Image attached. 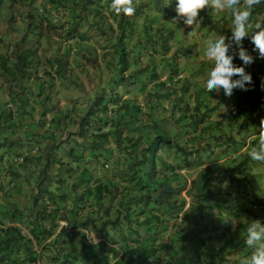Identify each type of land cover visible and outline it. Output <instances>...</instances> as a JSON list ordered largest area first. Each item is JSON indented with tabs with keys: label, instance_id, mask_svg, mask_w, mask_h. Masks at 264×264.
Here are the masks:
<instances>
[{
	"label": "trees",
	"instance_id": "1",
	"mask_svg": "<svg viewBox=\"0 0 264 264\" xmlns=\"http://www.w3.org/2000/svg\"><path fill=\"white\" fill-rule=\"evenodd\" d=\"M8 1L10 4H14L22 2L23 0ZM48 1L52 2L55 7L60 6L62 8L68 9V11L64 12L65 15L62 18V21H60V18H58L57 23H52L48 17L44 16L45 10L43 9V13L37 14L38 20L35 26V30L37 32L36 34L42 35L44 32L47 34H53L54 31L61 30V34L58 35V33L56 36L59 39H64V46L67 45L66 51L63 55L70 53L76 56L78 52H76V49L74 48L71 41L75 40V42L79 44L82 42L88 43L91 39L88 33H81L78 26L86 20L87 23L96 25L98 27V35L106 37L107 31L104 29V26L108 24L110 36L105 41H107V43L110 42L112 40L111 35L113 34L117 35V40L109 45L110 50H112L111 52L113 54V58L112 62L107 65V68L110 70L112 75L107 79L105 85L110 86L111 94H114L118 87L125 88V80L128 79L130 80L129 83L131 85L138 83L140 84L141 89L145 87V82L142 79L144 78L143 74H146L149 67L146 66L147 69H145L146 67L143 69H136L128 76L124 75V72L132 63H139V60L142 56L141 52H136L133 56V61H128V56H130L131 51L125 49L124 40L126 38L127 32H133L134 25L136 24L135 18L140 14V11L149 5L154 4V6H160L161 0H136L141 2L135 6V12L130 16L122 13L117 14L115 11H113L110 7L111 0ZM134 1L135 0H133V4ZM201 10V15L199 17L202 22L201 25L207 27L210 32H212V30L217 32L218 35L223 34L226 37L231 36V22L228 25H225L221 21L225 15H223L222 18H215L211 14L201 13ZM263 10L264 5H260L253 10V13L258 15ZM92 15L97 18L95 24L90 21V17H92ZM30 16L31 18L35 17V14H31ZM145 17L146 16H144V18ZM46 19L47 24L44 29L42 25L43 21H46ZM250 19L251 22L255 24L254 17H251ZM30 26L31 24L29 23L27 28ZM262 26H264V22H262ZM38 28L41 29V31H38ZM148 29L149 28L146 27L145 32H147ZM76 39L78 40L76 41ZM141 44L142 43L139 42L138 45ZM244 45L245 48H251L253 46L249 40L244 41L243 46ZM165 46L166 44H161V48H164ZM141 49H148V47H146V44H142ZM149 50L156 51L154 47H151ZM32 54L33 51L31 50L21 51L15 56V62L11 67L4 65V70L6 72L4 75L5 80L11 81L24 77L26 73L25 70L30 63L28 62V58ZM63 55H55L52 58L51 63H49L55 68V72L59 75L65 74L63 67L65 68L67 61ZM253 57L255 58L256 56ZM255 63L256 61L254 59L252 64ZM258 68H260V75L259 77L255 78L251 74L252 79H254L252 81L255 83V85H252L251 87L248 86L249 90L247 92L248 96L246 98L247 102L253 103V109L254 104L258 102L259 99V97H257V94L260 92L259 88L264 87V62H259ZM150 72L152 76L156 75L154 70L150 69ZM256 79L259 80L256 82ZM104 93L105 90L102 92L95 90L91 94H85V109L82 108L83 103L78 104V107L73 106L75 112L74 114H71V112L70 116L68 113L64 114L62 117L56 118L58 120L52 122V124H64L63 128L67 127L69 123H71V125L78 124L79 131L77 134H79V136H84L85 133H88V126L91 122L90 116L94 113L103 115L105 114L106 116V114L109 112L112 114L120 112L121 116L129 115L133 108L136 110L139 109V106L133 105L128 100L121 101L119 99V103L117 105L118 107H115L116 109L112 110L113 108H109V101H105L104 99ZM198 104L199 105L195 107L197 111L194 113H192V111L189 112L186 107L183 108V111L186 110L189 113L188 115L191 119L190 124L194 130H197L198 127L204 122L203 117H201L199 113V106H201V104L204 105V103L198 102ZM253 109H251V113L254 111ZM78 116H81L80 119ZM256 117L257 113L251 115L250 119L247 121H255ZM68 118L69 120L66 122ZM119 119L120 117H117L116 120L112 117L110 122L111 124H114L118 127ZM62 120L63 123H61ZM75 121H78V123ZM106 121L107 118L105 117L103 122L106 123ZM247 121H243V124L240 122H228V126L231 130L237 127L239 129H243L246 126L245 124ZM144 122V128H139V130H146V135L144 137H141L142 134L139 136L124 137L126 144L122 148V157L118 159L119 166L117 165L115 170L108 174L110 176H106L104 179L96 178L94 184H92L91 187L88 186V188L83 189L79 191L78 194H76V197H91L92 204H94L91 206V208H94V212L99 213L101 210V216L87 218L86 223L97 226V231L99 232H107V227L109 230H115L114 228L120 229V236L124 237L125 240H129L132 244L131 246H134V248L128 247L127 244L123 246L124 249L122 251L123 253L121 257H126V259H124L126 264H143L145 262L147 264H158V261L156 260H159V252L163 250H171V255L173 258L181 259L182 262H187L186 264H190L191 262H198L199 264H220L221 262H224V254L220 250H213V248L207 246V244L216 238L214 231L219 230L220 228H225L228 217L227 215L224 216L222 218V222H220V218L223 216V209H225L226 212H229L230 210V206L227 205V203H229V201L231 202L232 200L237 201L238 199L236 197L238 196H248L245 188L248 184L253 182V174L248 173L250 170V166L248 164V153L252 150L250 149L251 144L254 146L257 139H254L250 142V148L244 154L240 155L237 159L235 156L232 157L235 159H233L230 163L213 162L207 164V166L200 170L198 176L194 177L190 181L188 190L189 194L192 196L190 197L188 208L183 209L186 200L184 198L178 199V197H174L178 189H176L175 186L166 183V181L170 180V178L165 176V170L174 172L176 170L175 165H173L174 167L165 165L164 158L161 153L165 147H175L181 150V152L182 149L178 144L172 143L168 135L163 132L162 129H160L156 122H151L149 120H145ZM219 123L220 122H217L215 126H219ZM215 126L213 124L210 126L211 131H215ZM93 132H95L97 135V140H100L101 144L102 141L104 143L107 142L106 139L109 137V132L103 133L100 130L98 132ZM114 132L117 135L116 130ZM221 134L215 135L213 133V135H211V140L213 141H209L205 147H202L201 153L204 154L207 152L209 156L213 155L216 151L215 148L218 147L223 151H220L217 157H219L220 154H228V149H230V146L235 142V139L233 137H228L227 135L224 137ZM118 135L116 138L120 137ZM111 150L112 149L110 147H106L104 149V153L101 154H103V157L109 156L111 154ZM197 150L198 149L193 151V154H196L195 152ZM63 152H66L67 155H73V153L69 151L67 152V150H64ZM190 154L192 153L185 151L183 152V157L187 159ZM29 157L30 156L26 157V159ZM74 158L76 160L74 162L75 164H78L77 161L81 160V157L79 158L75 156ZM199 158L200 154H197L196 159ZM226 159L229 158L227 157ZM62 160L63 158L59 157V159H57L55 162H62ZM60 164L62 165L63 163ZM196 165H198V163H196L195 166ZM177 166H179V164ZM75 170L78 171L79 169L77 168ZM83 170L84 169H81L79 171L81 174V179L79 178L80 181L76 183V185H78L77 188H79V185L83 183V177L85 176ZM160 173L163 174V179L159 180L157 179V176ZM173 178L176 179L175 176H173ZM118 183L119 185L122 184L123 187L119 186ZM216 197L234 198L232 200H228L226 198L221 202H217L218 200ZM103 199H106L105 202ZM256 207V202H253L252 208ZM246 210V212H250L251 214L246 219L248 220L249 224L250 220H256L257 217L253 215L251 208ZM234 212L235 211H233V213ZM165 216L168 219L175 218V220L178 222L177 225L171 229L173 230V233L169 234V238L167 240L168 243H163L159 239L161 233L167 230L165 224L167 219L165 220ZM63 217L64 216L61 218ZM248 224H246V226H248ZM156 226H158L157 230H155ZM78 235L79 236L75 240V243L72 242L71 238H69L70 242L63 238L64 245L60 248L58 254L53 255L52 257L53 264L98 263L97 260L88 262V260L91 259L90 256L92 254V251L88 249L89 242L86 239L85 234L81 233ZM236 237L238 241H235V245H237L236 247H239L240 252L248 250L245 251L247 253L252 250L244 244L245 238L240 239V237L237 235ZM232 238H234V236ZM66 242H69L68 246L65 245ZM170 247H172V249H170ZM108 252L110 253V257L114 259L120 253V251L114 249H109ZM106 256L108 257L109 255ZM103 263L109 264L108 259L103 260Z\"/></svg>",
	"mask_w": 264,
	"mask_h": 264
},
{
	"label": "crops",
	"instance_id": "2",
	"mask_svg": "<svg viewBox=\"0 0 264 264\" xmlns=\"http://www.w3.org/2000/svg\"><path fill=\"white\" fill-rule=\"evenodd\" d=\"M43 9L44 16L52 23H57L58 18L62 21L64 12L68 11L60 6L55 7L48 0H23L14 4L2 0L0 3V20L5 23V29H0V264H53L52 257L57 255L64 245L63 238L69 242L71 238L75 243L81 233L85 234L89 242L88 249L92 251L88 262L97 260L96 264H104L103 260L108 259L109 264H126V257H121L123 246H134L120 236L118 228L109 230L107 227V232H99L97 226L86 223L87 218L101 216V210L99 213L94 212V208H91L94 205L91 197H76L79 193L76 183L80 181L81 174L79 172L77 179L71 178V173L67 172L69 166L84 169L83 189H86L91 187L97 178H91V167L83 165L84 163L67 164L64 160L53 162L54 155L59 150L75 153V145L70 140L78 135L70 134L66 140L63 130L67 128H63L64 124L52 122L64 114H74L73 106L78 107V104L84 103L85 94L84 88L79 92L76 83L69 79V74L76 67L70 60L73 54L63 55L67 48V45L64 46L65 40L46 32L42 35L36 34V30H33L32 35L27 32V25L30 23L31 26H36L37 14L43 13ZM31 14H35V17L31 18ZM12 17L18 22L19 29L11 30L10 26L6 29V23H10ZM46 24L47 19L43 21L44 29ZM24 50L33 51L28 58L30 63L25 70V76L11 81L5 80L4 65L11 67L15 56ZM57 54L63 55L67 61L65 68L63 67L64 75L57 74L55 68L49 64ZM79 70L84 73L86 68L79 66ZM262 96L263 98L259 96V103L264 102V94ZM231 105H223L226 110L218 115L216 122L237 123L249 120L255 113L260 116L258 111L251 113L253 103L247 102L246 99L234 101L229 109ZM68 120L69 118L66 122ZM258 126V133L248 135H251L250 139L243 145L242 151L249 149L252 140L264 135V121ZM60 129L62 131H59ZM220 132L218 130V133ZM215 149L219 151L220 148ZM26 150L32 151L29 158L19 163L11 162L15 155ZM3 156L8 160L3 161ZM226 198L232 200L234 197H216L217 202ZM236 198L237 201L227 203L230 206L229 212L223 209L220 222L227 215L225 228L214 231L216 238L207 244L213 250H220L224 254V262L220 264H241L243 260V257L234 254L235 251H240L235 241H238L236 235L240 239L246 236V219L251 215L246 209H250L247 204V200H250L244 195ZM105 200L103 199L104 202ZM189 203V199H186L183 209L188 208ZM62 216L67 218H61ZM164 218L167 219V230L161 233L159 239L168 243L169 234L173 233L171 229L178 222L175 218ZM69 242L65 245L68 246ZM109 249L118 250L120 253L115 259L111 258ZM171 253V250L159 252V260H156L158 264L187 263L173 258Z\"/></svg>",
	"mask_w": 264,
	"mask_h": 264
},
{
	"label": "rangeland",
	"instance_id": "3",
	"mask_svg": "<svg viewBox=\"0 0 264 264\" xmlns=\"http://www.w3.org/2000/svg\"><path fill=\"white\" fill-rule=\"evenodd\" d=\"M140 2L141 1L135 0L133 6L135 7ZM168 2L169 0H161L160 6H154L153 4L143 8L140 14L135 18L136 24L134 25L133 32L126 33L124 46L125 49L132 53L128 56V61H133V56L136 52H141L142 56L139 63H132L124 72V75L128 76L136 69H143L146 66L149 67L146 74H143L144 78L142 80L145 82V87L143 89L140 88V84L138 83L131 85L128 79L125 80V88L118 87L116 92L111 94L110 86H106L105 82L112 75L107 68V65L112 62L113 58L112 50H110L109 45L117 40V35H111L112 40L107 43L105 40L110 36L108 24L104 26V29L107 31L106 37L98 35V27L87 23L86 20L78 26L80 32L88 33L91 39L88 43L82 42L79 44L76 43L75 40L71 41L78 54L76 56L73 55L70 59L76 68L69 74V79L76 83L77 88L79 87V92L84 88V94H91L95 90H98V92L105 90L104 99L105 101H109V108H113L112 110L118 107L119 99L121 101L128 100L133 105L139 106V109L136 110L133 108L129 115L121 116L120 112L115 114L109 112L106 116L105 114L94 113L90 116L91 122L88 126V133H85L84 136H79V134H77L79 131L78 126L69 123V126L65 127L67 130H63V133L65 134L64 136H66V140L70 134L75 133L78 135L77 138L70 140L75 145V153H73V155H67L66 152L59 150L55 153L53 162L57 161L59 157H62L65 163L72 164L76 161L74 158L75 156L81 157V160L77 161V163L80 162V165H82V163H84L83 165H89L92 169L91 173L94 179L96 177L104 179L106 176H110L108 174L115 170L117 165L119 166L118 159L122 157V148L126 144L124 137L139 136L141 134L143 135H141V137H144L146 135V130H139V128H144V121L149 120L151 122H156L160 129L168 135L172 143L178 144L181 147L182 152L175 147H165L161 153L164 158V164L169 166L175 165L176 168L174 172L165 170V176L170 178L166 183L178 189L174 197H178V199L184 198L185 200L189 199L190 201L189 197L192 196L189 194L188 190L190 181L198 176L200 170L207 166V164L213 162L230 163L233 159H237L240 155L249 150L246 149L242 151V147L244 143L249 141L252 134L258 133L260 128L258 124L264 121V102H256L254 104L253 110L258 111L260 116H257L255 121H247L243 129L237 127L231 130L228 126V122H220V127L216 128L215 131H211L210 126L212 124L215 126L218 115L226 110L223 108L224 104L229 106L232 103L229 107L230 109L234 101H243L248 95L246 91L242 92V90L239 89H236V91L234 89L231 97H225L222 90L219 94L206 90L204 82L210 71L211 62H209L204 55L205 41L209 38H215L218 36V33L213 30L210 32L207 27L201 25L202 22L199 19L201 15L200 11L197 17L200 22L193 26H186L182 19L177 18L174 0L169 4ZM241 7H243V0ZM201 13L211 14L215 18H222V16L225 15L221 20L222 23L228 25L231 22V13L227 10L218 13L216 10L209 7L202 9ZM144 16L146 17L144 18ZM253 17L255 23L264 19V10L258 15L253 13L252 18ZM14 18L15 17H12L10 23H6V29H8L9 26L10 29L12 28L11 30L20 28L18 22ZM174 18L177 19V22L173 20ZM0 21V29L3 30V28L5 29V23H3L2 20ZM90 21L95 24L97 18L92 15ZM146 27L149 28L147 32H145ZM35 29L36 27L34 25L30 26L27 29L28 34L32 35ZM39 31H41V29H39ZM56 34L60 35L61 30L53 32L54 36H56ZM77 40L78 39H76V41ZM248 40L250 41V39H244L243 42ZM139 42L146 44L148 49H141L142 44L138 45ZM162 43L166 44L164 48H161ZM151 47H154L156 51L149 50ZM246 49L250 55L257 56V53L253 51V46ZM254 59L256 63L251 64V66H245V71L257 78L260 75L258 63L264 62V59H258L256 57ZM234 64L241 66L242 62L236 59L234 60ZM79 66L86 68L84 73L82 70H79ZM147 67L145 69H147ZM150 69L155 71V76L151 75ZM258 80L259 79H256V82ZM252 85H255L253 81L252 84L248 86L251 87ZM261 89H263V91ZM261 89L257 97L261 96L263 98L262 94H264V87H261ZM198 102L204 103L205 105L201 104V106H199V113L201 117H203L204 122L197 130H194L190 124L191 119L189 118V113L186 110L183 111V108L186 107L189 112L192 111V113H194L197 111L195 107L199 105ZM82 108H86V101L83 103ZM80 117L81 116H78L79 119ZM105 117L107 118L106 123L103 122ZM112 117L115 120L117 117H120L118 127L111 124L110 121ZM75 122L78 123V121ZM240 123L243 124V121ZM246 127H248V129H246ZM99 130L103 133L109 132L106 143L102 141L101 144V141L97 140V135L93 131L98 132ZM115 130L117 135L119 133V138H116L117 135L114 132ZM218 130L221 132L218 133ZM59 131H62V129ZM213 133L215 135H220L222 133L221 135L224 137L227 135L235 139V142L230 146V149H228V154H220L219 157H217L220 151H223L220 149L210 156L207 152L204 154L201 153V148L205 147L209 141H213L211 140V135H213ZM249 134L251 135L248 136ZM252 146L251 144V148H249H259L260 138H258L254 146ZM106 147L112 149L111 154L103 157L101 153H104ZM196 149H198L195 152L196 154H193V151ZM185 151L192 153L187 159L183 157V152ZM197 154H200L199 159H196ZM234 155L235 158H232ZM227 157H229V159H226ZM196 163H198V165L195 166ZM178 164L180 167L177 166ZM248 164L250 166L248 173L253 174V182L248 184L245 188L250 200H247V204H249L248 207L252 209L253 215L257 217L256 220L264 222V163L253 161L249 157ZM74 168L75 167L69 166L68 169V172L71 173V178H77L80 171V169L77 171ZM162 175L163 174L160 173L157 179H163ZM173 176H175L176 179H174ZM119 186L123 187L122 184ZM83 187L85 186L81 183L79 185V191H81ZM253 202H256V208H252ZM251 222L250 220L249 224ZM251 253L252 250L247 253L235 251L234 254L243 257V259H248Z\"/></svg>",
	"mask_w": 264,
	"mask_h": 264
},
{
	"label": "clouds",
	"instance_id": "4",
	"mask_svg": "<svg viewBox=\"0 0 264 264\" xmlns=\"http://www.w3.org/2000/svg\"><path fill=\"white\" fill-rule=\"evenodd\" d=\"M172 0H169L168 4ZM177 18L182 19L186 26H193L200 22L197 19L199 11L212 8L218 13H231V36L223 34L205 41L204 55L211 62L210 71L204 82L207 91L220 93L231 97L234 89L248 91L252 84V76L245 71V66L254 62V57L243 46L244 38L250 39L256 58L264 59V19L251 22L253 10L264 5V0H174ZM110 7L117 14L132 15L135 12L133 0H111ZM177 22V19L174 18ZM239 59L241 66L234 64ZM235 77V78H234ZM225 110V108H224ZM30 151V150H26ZM248 156L253 161L264 163V135L260 137L259 148H253ZM244 244L252 249L250 258L243 259L241 264H264V222L252 220L247 226Z\"/></svg>",
	"mask_w": 264,
	"mask_h": 264
},
{
	"label": "built area",
	"instance_id": "5",
	"mask_svg": "<svg viewBox=\"0 0 264 264\" xmlns=\"http://www.w3.org/2000/svg\"><path fill=\"white\" fill-rule=\"evenodd\" d=\"M30 154H32V151H24L23 153L19 154V155H15L12 159L11 162L13 163H19V162H23L26 157H28ZM2 160H8L6 156L2 157Z\"/></svg>",
	"mask_w": 264,
	"mask_h": 264
}]
</instances>
